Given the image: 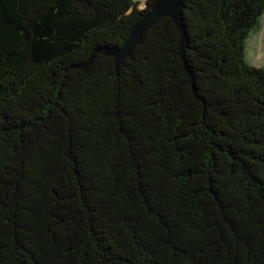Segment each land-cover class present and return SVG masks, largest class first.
<instances>
[{"label":"trees","instance_id":"obj_1","mask_svg":"<svg viewBox=\"0 0 264 264\" xmlns=\"http://www.w3.org/2000/svg\"><path fill=\"white\" fill-rule=\"evenodd\" d=\"M0 0V264H264V0Z\"/></svg>","mask_w":264,"mask_h":264},{"label":"water","instance_id":"obj_2","mask_svg":"<svg viewBox=\"0 0 264 264\" xmlns=\"http://www.w3.org/2000/svg\"><path fill=\"white\" fill-rule=\"evenodd\" d=\"M146 6V5H145ZM182 2L181 0H155L150 11L145 14L144 18L139 21L136 26L130 32L125 44L122 48L118 49H99L95 52H102L106 55L114 56L117 65L122 63L126 58L131 57L135 47L139 45L145 32H147L157 21L165 16H170L175 20L176 26L180 30L181 37V56H184L185 49L188 45L187 34L185 27L183 26L182 18Z\"/></svg>","mask_w":264,"mask_h":264},{"label":"rangeland","instance_id":"obj_3","mask_svg":"<svg viewBox=\"0 0 264 264\" xmlns=\"http://www.w3.org/2000/svg\"><path fill=\"white\" fill-rule=\"evenodd\" d=\"M141 3L139 8H144L147 5V0H139ZM259 31H252L250 38L247 41L245 58L252 65L264 67V16L261 20Z\"/></svg>","mask_w":264,"mask_h":264}]
</instances>
